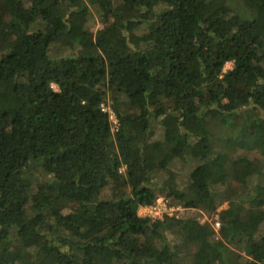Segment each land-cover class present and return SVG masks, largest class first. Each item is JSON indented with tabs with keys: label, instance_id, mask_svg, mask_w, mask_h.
I'll use <instances>...</instances> for the list:
<instances>
[{
	"label": "trees",
	"instance_id": "16d2710c",
	"mask_svg": "<svg viewBox=\"0 0 264 264\" xmlns=\"http://www.w3.org/2000/svg\"><path fill=\"white\" fill-rule=\"evenodd\" d=\"M234 142L264 157V0H0V264H264ZM220 192L218 232L139 215Z\"/></svg>",
	"mask_w": 264,
	"mask_h": 264
},
{
	"label": "rangeland",
	"instance_id": "374dc122",
	"mask_svg": "<svg viewBox=\"0 0 264 264\" xmlns=\"http://www.w3.org/2000/svg\"><path fill=\"white\" fill-rule=\"evenodd\" d=\"M88 27L91 31H93L94 33H97L99 30L104 28V25L96 17H91L89 19ZM232 68H233V64L228 63L226 65L224 71H229ZM54 88L57 89L56 86H54ZM220 141L224 144V146H226V136L225 135H222L220 137ZM230 144L233 147L236 144V142L230 143ZM228 156L230 158L229 159L230 162H235V161H237L238 158H247V159H250L255 164H257L261 168V173L257 174V175L255 173H253V175H251V177L248 178V180H247L248 186L253 188L257 184L264 185V157H263L261 151H259V150H257V151L255 150L253 152L249 151V150L246 151V150L240 149L237 145H235L234 146V152L228 153ZM186 169H187L186 166L180 165V163L176 164L175 167L173 166V168L169 167L167 169V171H164L161 174L157 175V178L154 180L155 185L158 188H161L162 186L166 185L167 183H169V182L172 183L174 180L177 179L179 181V184H181L180 185L181 189H185V185H186V182L188 180ZM234 187L236 189H240L242 187V185L238 184V183H234ZM158 197L159 198L165 197V195H162L161 193H159ZM220 197H221V199H220L219 208L213 214H209V213L205 212V210H200V209H193V210L191 209L190 212H177L176 214L181 216V218L194 217L201 224L213 225L215 223V220L219 221L218 220V217H219L218 213L221 210L228 208V202L224 201L225 193L220 192ZM169 201H172V199H170ZM172 207H174L175 209L180 208V206H172ZM142 211L144 214L145 209L143 207L140 210L141 216H143Z\"/></svg>",
	"mask_w": 264,
	"mask_h": 264
},
{
	"label": "built area",
	"instance_id": "2783aa9c",
	"mask_svg": "<svg viewBox=\"0 0 264 264\" xmlns=\"http://www.w3.org/2000/svg\"><path fill=\"white\" fill-rule=\"evenodd\" d=\"M107 109H103L106 111ZM112 113V111H110ZM145 209V213L141 217H151L153 219H163L165 215L169 217L176 216L177 218H181V216L177 215V212H190L191 209L185 208H177L169 206L168 200L164 197L158 198L152 206L143 207ZM171 214V215H170ZM216 232L221 228V223L215 220V223L212 225Z\"/></svg>",
	"mask_w": 264,
	"mask_h": 264
},
{
	"label": "crops",
	"instance_id": "0c3cea01",
	"mask_svg": "<svg viewBox=\"0 0 264 264\" xmlns=\"http://www.w3.org/2000/svg\"><path fill=\"white\" fill-rule=\"evenodd\" d=\"M141 209H142V208L139 209V215H140V210H141ZM144 212H145V211H144ZM142 215H143V211H142ZM140 216H141V215H140Z\"/></svg>",
	"mask_w": 264,
	"mask_h": 264
}]
</instances>
